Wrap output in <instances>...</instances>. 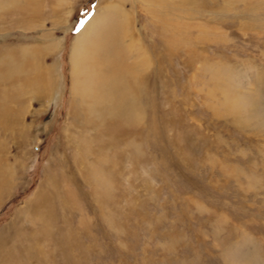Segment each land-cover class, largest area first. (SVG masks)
Returning a JSON list of instances; mask_svg holds the SVG:
<instances>
[{"label": "rangeland", "instance_id": "1", "mask_svg": "<svg viewBox=\"0 0 264 264\" xmlns=\"http://www.w3.org/2000/svg\"><path fill=\"white\" fill-rule=\"evenodd\" d=\"M101 1L0 11V264H264V0H123L145 114L115 144L73 62Z\"/></svg>", "mask_w": 264, "mask_h": 264}, {"label": "bare ground", "instance_id": "2", "mask_svg": "<svg viewBox=\"0 0 264 264\" xmlns=\"http://www.w3.org/2000/svg\"><path fill=\"white\" fill-rule=\"evenodd\" d=\"M37 1L38 0H23V3H20V0H0V11L14 12V10L18 8L17 5H20L22 14L30 17L40 12ZM29 3H35L37 5L27 7ZM122 3L123 0H102L99 3V10H102L101 13L103 11L110 13V10L113 9L112 14L114 17H110L111 20L109 19L110 22L107 23V25L103 23L106 26L102 30V33L100 31L101 28H103V24L93 18L85 27L86 29H84V32L81 34L80 40L74 46V53L76 56H74L73 62L75 65L74 67H76L78 71L76 74H80L78 76L83 77L85 81V89H87L86 93L88 94L86 97L93 96L96 104V107L94 104L92 105L90 111L96 114L98 122L93 120L92 122L99 128V130L97 129L98 132H105L110 135L111 138H108L110 144L121 141L124 135L130 136L132 134L138 136L141 133L138 127H140V123L143 121L145 114L141 105L143 98L142 87L145 78L143 70L145 69V64L127 62L130 53L124 46H117V43H115L112 38V35L118 31L121 32L122 37H126L129 33V25L127 22L130 15L124 9ZM13 8L15 9L13 10ZM91 24L92 26L95 24V26L91 28ZM99 39H103V44L106 46L102 45V49H99V51H93V49L89 51L90 45L95 46L96 44L92 42H97ZM113 42L115 43L114 47L112 45ZM27 52L24 51L23 54L26 56ZM82 66H85V69H83ZM1 91L2 90H0V92ZM12 95H10V97L3 95V98L12 99ZM1 96L2 93H0V97ZM10 104L11 102H3L0 104V124H4L5 119L11 114L13 115V110L10 112V110L7 109V107H10ZM101 146L103 147V145ZM111 171L112 170H109V172ZM3 177L4 175L0 171V190L5 184V178ZM85 177L88 178L87 172L85 173ZM105 177L113 180V176L109 178L108 175H106ZM46 194L42 196L45 198L51 195Z\"/></svg>", "mask_w": 264, "mask_h": 264}]
</instances>
